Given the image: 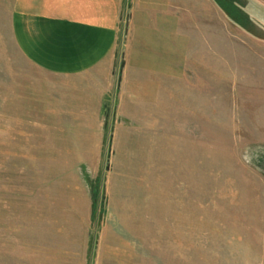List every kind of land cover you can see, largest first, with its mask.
Here are the masks:
<instances>
[{"label": "rangeland", "instance_id": "1", "mask_svg": "<svg viewBox=\"0 0 264 264\" xmlns=\"http://www.w3.org/2000/svg\"><path fill=\"white\" fill-rule=\"evenodd\" d=\"M14 1L0 264H264V0H125L115 57L72 78L23 58ZM137 11L170 17V64L131 53Z\"/></svg>", "mask_w": 264, "mask_h": 264}, {"label": "crops", "instance_id": "2", "mask_svg": "<svg viewBox=\"0 0 264 264\" xmlns=\"http://www.w3.org/2000/svg\"><path fill=\"white\" fill-rule=\"evenodd\" d=\"M124 4L125 0H15L10 16L13 40L28 64L44 76L77 77L115 57ZM247 5L262 11L257 0H249ZM259 22H263L260 17ZM130 30L132 54L170 64L169 16L137 11Z\"/></svg>", "mask_w": 264, "mask_h": 264}]
</instances>
